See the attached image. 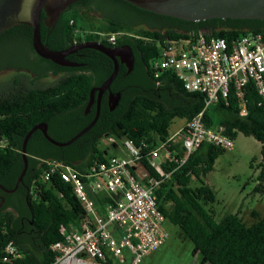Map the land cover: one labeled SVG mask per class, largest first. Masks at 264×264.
Masks as SVG:
<instances>
[{
  "label": "trees",
  "instance_id": "16d2710c",
  "mask_svg": "<svg viewBox=\"0 0 264 264\" xmlns=\"http://www.w3.org/2000/svg\"><path fill=\"white\" fill-rule=\"evenodd\" d=\"M113 1L116 4L101 0V4L94 7L90 0H79L60 14L53 30L45 23V13H41L40 39L52 50L79 43L84 34L86 40L99 41L98 33L124 32L116 44L130 45L135 57L134 71L127 84L118 85L117 80L126 73V68L119 69L109 88L114 95L119 93L117 104L113 107L107 94L103 95L96 122L70 145L55 146L43 137L40 130L32 133L26 145L27 169L21 183L13 193H5L0 188L4 199L0 207V264H51L55 254L49 247L63 240L60 227L80 221L84 214L69 184L55 175L48 181H41V174L47 168L43 161H61L78 170L95 161L105 162L108 158L99 143L107 135L126 137L137 146L145 142L150 148L155 147L170 136L175 119L189 121L203 110L204 96L187 92L172 71L163 72L158 79L152 76L150 64L160 53L156 40L189 38L199 31L225 38L264 31V19L186 21L138 8L124 0ZM115 5L114 16L104 15L108 25L100 23L96 27V23L90 21L89 13ZM117 21L126 25H113ZM139 23L147 26L134 31L133 26ZM49 30L53 34L59 32L62 40L48 42ZM15 31L22 34L17 48L32 51L31 28L20 24L3 34ZM100 42L110 46L105 40ZM15 50L14 47L9 51ZM80 52L84 57L80 60L84 62L81 68L62 67L39 57L43 67L23 66L27 73L14 74L0 91V186L5 189L14 188L23 170L21 148L25 135L33 126L46 123L49 135L56 141L65 142L94 119L96 102L88 108L90 115L85 116L90 90L101 85L111 74L112 62L94 49L85 48ZM47 74L55 75L57 79L44 87L35 86ZM243 93L245 115L240 114V99L231 92L227 100L220 99L212 105L213 114L208 112V107L203 118L207 125H225L226 133L233 139L238 133L254 138L259 142L264 158V107L260 106L251 82L243 88ZM57 130L62 133L54 135ZM222 151L211 144H201L156 191L157 207L164 219L177 226L193 243V254H199L203 264H264V217L253 212L255 222L250 225L234 214L215 221L204 208L215 201V193L201 176L212 169ZM142 162L153 175L147 159ZM193 179L200 184L190 186ZM257 182L254 191L264 193V163L260 164ZM10 241L20 257L6 262L3 261L4 248ZM108 263L112 264V259L108 258Z\"/></svg>",
  "mask_w": 264,
  "mask_h": 264
},
{
  "label": "built area",
  "instance_id": "2783aa9c",
  "mask_svg": "<svg viewBox=\"0 0 264 264\" xmlns=\"http://www.w3.org/2000/svg\"><path fill=\"white\" fill-rule=\"evenodd\" d=\"M98 35L99 42L105 40L114 45L121 34ZM156 41L160 53L150 64L152 76L158 79L163 72L172 71L187 92L204 96V108L155 147L150 148L145 142L137 146L126 137L107 135L101 139L105 145L116 146L120 142L126 157L95 161L82 170L61 161H43L47 168L41 174V181L55 175L69 184L84 210L80 221L60 227L63 240L50 245V251L55 254L51 264H109L108 258L124 261L113 232L121 237L120 246L129 251L131 264H140L145 256L158 250L168 236L163 227L164 216L157 207L156 191L163 182L181 168L201 144L222 150H231L234 146L226 126L207 125L204 111L220 99L227 100L233 92L240 99V114L245 115L243 88L250 82L260 106L264 107V31L230 38L199 31L189 38L164 37ZM144 158L153 169V175L143 165ZM19 257L13 242H8L3 261Z\"/></svg>",
  "mask_w": 264,
  "mask_h": 264
},
{
  "label": "water",
  "instance_id": "95a60500",
  "mask_svg": "<svg viewBox=\"0 0 264 264\" xmlns=\"http://www.w3.org/2000/svg\"><path fill=\"white\" fill-rule=\"evenodd\" d=\"M79 0H0V33L14 26L24 24L31 28V46L37 56L52 61L53 63L63 67L78 66L77 63L69 62L66 56L75 52L77 49L90 48L94 49L111 59L113 69L111 74L97 87L90 90L87 109L96 102V113L94 119L75 136L65 142H59L50 137L47 133L46 123H39L33 126L25 135L23 140L21 154L24 160V167L20 173L13 189L7 190L3 186L0 188L7 193L16 191L18 185L27 169V142L36 130H40L44 138L55 146H68L76 139L87 132L96 122L99 116L100 99L102 94L109 91L110 85L115 79L120 61L118 60L119 47H109L99 41H87L78 45L71 46L64 50H52L41 42L40 39V22L41 13L44 12L47 21L52 27L58 20L60 14L71 4ZM138 8L160 14L171 16L186 21H200L206 19H264V0H124ZM128 56L124 61L129 69L132 66L133 55L129 46L122 47ZM110 96L113 97L110 102ZM119 93L114 95L109 93V103L113 107L117 104Z\"/></svg>",
  "mask_w": 264,
  "mask_h": 264
},
{
  "label": "rangeland",
  "instance_id": "374dc122",
  "mask_svg": "<svg viewBox=\"0 0 264 264\" xmlns=\"http://www.w3.org/2000/svg\"><path fill=\"white\" fill-rule=\"evenodd\" d=\"M114 8L107 11L113 12ZM27 48V47H26ZM10 72L0 75L5 79ZM56 77H45L35 83L37 87L52 84ZM8 83H6L5 87ZM214 107L209 106L208 112L213 114ZM175 119L170 128L173 132L177 126L175 122H183ZM99 147L106 152V157H126L127 153L118 142L116 146L99 143ZM264 163L261 156V146L254 138L238 133L234 139L231 150L220 152L212 169L201 176V180L207 183L215 193V201L204 206L215 221H220L225 215H238L244 223L250 225L255 222L252 213L258 217H264V193L255 192L260 164ZM200 181L193 179L190 186L196 187ZM90 197L94 198L88 190ZM163 227L168 236L158 250L145 256L140 264H203L199 254H193V243L185 238L180 229L168 220L163 221ZM113 238L117 247L121 249V258L112 259V264H131L129 251L120 246L121 237L113 232Z\"/></svg>",
  "mask_w": 264,
  "mask_h": 264
},
{
  "label": "flooded vegetation",
  "instance_id": "af4514ba",
  "mask_svg": "<svg viewBox=\"0 0 264 264\" xmlns=\"http://www.w3.org/2000/svg\"><path fill=\"white\" fill-rule=\"evenodd\" d=\"M111 1L114 2L113 0H111ZM100 2H101V0H90V5L95 7V6H98L99 4H101ZM113 4H116V3L114 2ZM111 8L116 9V5H115V7L114 6L113 7H108V9H111ZM107 10L104 9L103 11H98V12H95V13H93V12L89 13L90 21L95 22L96 23L95 24L96 27L100 23L108 25V23L106 24V22L104 21V15L114 16L115 14L113 13L114 11L110 12V11H107ZM112 20L116 21L115 19H112ZM45 22L47 23V25H50L48 23V21H47V18H46ZM109 22L113 23L111 21H109ZM113 25H115V26H125L126 24H124L122 22H118V23H114ZM146 26H147L146 23H139V24H136V25L133 26V30L134 31H140L141 28L146 27ZM54 28H55V24L52 25L51 29L53 30ZM52 30H49L46 40L48 42H52V43H59L62 40L59 32L55 31L54 34H53ZM3 33L4 32L0 33V75H3L4 73H7V72H10L11 75L9 77H6L5 79H0V91L6 85V83H9L11 81L12 76L14 74H16L18 72L27 73V69H24L23 66H29V67H32V68H41V67H43V63L39 61V56L36 55V53L33 51V49H32V51L25 52V51L17 48L18 44H19L20 37L22 36V34L19 31H15V32H12V33H7V34H3ZM119 33L121 35L125 34L124 32H119ZM128 35H133V34H128ZM82 37H83V40L81 42L74 43L73 45H70V46H68L66 48H63V49H60V50H64V49H67V48H69L71 46L78 45V44H81V43L89 41V40H86V35L85 34ZM116 43H117V41H116ZM116 43L114 45L110 44L109 47H113V48H118L119 47V52H120L119 54L120 55L118 56V60L120 61V63H119L118 71H119V69H121L123 67L126 68L125 75L123 76V78H120L119 80H117L116 84L125 85V84H127L130 81L129 76L133 75L134 63H135L134 52H133V50H132V48L130 47L129 44H127V43L116 44ZM12 46H14L16 48L15 51H9L12 48H14ZM124 46H129L131 48V52H132V55H133V62H132V66L129 69V71H128V68L126 67L125 63H124V61L127 59V56H128L127 52L124 49H122V47H124ZM83 49H85V48L77 49L75 52H73V53H71V54L66 56V59L69 62L78 64V66L69 67V68L78 69V68H81V67L84 66V62L80 61V60L84 59L82 53L80 52ZM13 65H16L19 68H15ZM112 67H113V62H112ZM46 77H56L57 78V76L52 75V74H47ZM109 93H110L109 91H106V92H104L102 94V96L107 94V96L109 98ZM101 99H102V97H101ZM101 99H100V101H101ZM112 99H113V97L110 96V102H112ZM94 104H96V103H94ZM89 115H90V112L87 109V111L85 112V116L87 117ZM46 125H47V133L49 135V132H50L49 131V126H48V124H46ZM50 130H52L51 127H50ZM57 133L60 135L62 132L57 130V131L54 132V135H56ZM5 193H7V192H5ZM0 201H1L0 202V207H1L4 204V199H3V197L1 195H0ZM15 203H16V201L14 202V204Z\"/></svg>",
  "mask_w": 264,
  "mask_h": 264
},
{
  "label": "crops",
  "instance_id": "0c3cea01",
  "mask_svg": "<svg viewBox=\"0 0 264 264\" xmlns=\"http://www.w3.org/2000/svg\"><path fill=\"white\" fill-rule=\"evenodd\" d=\"M184 122H185V121H183V122H178V123L175 122L174 124H175V126H177V127L179 128V127H181V126L184 124Z\"/></svg>",
  "mask_w": 264,
  "mask_h": 264
}]
</instances>
